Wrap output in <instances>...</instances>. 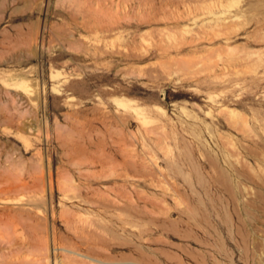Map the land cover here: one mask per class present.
<instances>
[{
    "label": "rangeland",
    "instance_id": "1",
    "mask_svg": "<svg viewBox=\"0 0 264 264\" xmlns=\"http://www.w3.org/2000/svg\"><path fill=\"white\" fill-rule=\"evenodd\" d=\"M0 264H264V0H0Z\"/></svg>",
    "mask_w": 264,
    "mask_h": 264
}]
</instances>
